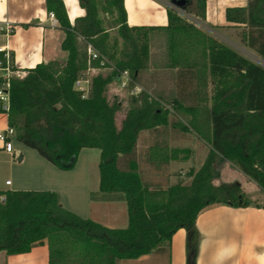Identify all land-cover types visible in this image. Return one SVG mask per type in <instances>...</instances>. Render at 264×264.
Returning a JSON list of instances; mask_svg holds the SVG:
<instances>
[{
    "label": "trees",
    "instance_id": "1",
    "mask_svg": "<svg viewBox=\"0 0 264 264\" xmlns=\"http://www.w3.org/2000/svg\"><path fill=\"white\" fill-rule=\"evenodd\" d=\"M85 15L71 24L62 0H46L65 33L61 44L64 61L42 63L14 79L8 125L16 141L33 149L62 171L73 170L84 149L100 151L99 195L92 200L125 202L128 225L108 228L82 219L66 210L58 195L50 191L0 192V253L19 255L44 241L49 247V264H119L146 255L170 253L173 235L187 232V264H196L201 213L216 205L246 208L250 202L239 184L215 185V165L230 162L264 190V67L246 59L232 48L208 36L179 15L169 0L167 68L199 66L201 88L213 85L210 115L185 124L170 123L171 111L159 99L140 93L133 100L120 127L119 102L111 103L107 90L120 73L128 71L131 84L149 64L150 33L156 27H130L124 0H77ZM184 11L204 21L208 0H185ZM101 13L111 15L117 36L111 38ZM229 23L244 25L242 43L264 62V0H248L246 7L226 9ZM101 58L88 64L87 45ZM2 55L0 54V59ZM103 62V64H102ZM90 78L84 93L75 88L80 79ZM109 70L104 75L101 71ZM131 85V86H133ZM179 88L171 100L174 114H187ZM171 126L194 133L209 147L198 172L191 171L189 186L180 183L167 189L155 188L143 178L137 157L138 138L143 131ZM191 150L155 145L146 161L156 168L187 160Z\"/></svg>",
    "mask_w": 264,
    "mask_h": 264
},
{
    "label": "crops",
    "instance_id": "2",
    "mask_svg": "<svg viewBox=\"0 0 264 264\" xmlns=\"http://www.w3.org/2000/svg\"><path fill=\"white\" fill-rule=\"evenodd\" d=\"M62 1L65 3L71 24H74L76 18L85 15V11L81 9L77 0ZM247 3L248 0H208L206 19L204 21L197 19L198 25H195L208 36L232 48L255 64L264 67L263 64L259 63L262 61L259 55L241 42L240 34L245 26L229 23L226 20L227 8L246 7ZM166 5L160 0H124L127 24L130 27L160 28L150 33L148 68L140 73L131 93L137 95L142 90L152 98L164 102L177 97L179 88L181 91V87H183L181 92L183 105L195 108V110L188 109L187 114H183V120H191L193 115L197 119L207 117L210 115L213 95V85L210 83V79L207 87L202 89L197 77L199 66L195 64L193 68L184 69L185 72L179 86L178 69L167 68V36L163 29L168 25ZM0 21H10L16 25L14 33L8 38L0 35V47L10 50L14 64L18 69L26 72L44 62L64 61L66 59L67 53L61 49L65 33L60 29L58 21L54 22L50 19L46 0H0ZM96 73L95 70H89L88 75L93 76ZM117 84L120 89L119 81ZM117 95L119 94L115 96ZM119 104L128 107L122 100ZM8 126V115L0 113V132ZM184 136L189 137L196 148L205 151V158L207 157L210 147L202 139L197 135L193 137L191 133H184ZM182 137L183 132L176 135L175 129L171 126L158 128L156 131L141 132L137 144V157L141 172V166H145L157 176L159 175L158 171L162 169L169 171L170 178L175 179L177 174L174 169L183 168V162H172L167 166L156 168L147 163L146 158L151 148L157 144L163 146L167 144L170 148L195 151L194 146H183ZM20 146L23 149L18 152L13 148V153H7L0 142V192L50 191L58 195L61 203L68 192L65 190L66 182L64 180L56 181L58 177L54 170L56 168H53L52 164L41 156V158H37L34 156L36 154L29 152L33 149L27 150L28 147ZM84 150L81 151L80 155ZM28 153H31L30 160L26 162ZM17 154H19L20 165L27 164V169L22 178L17 179V187H15V183L11 181V176L17 172L15 170L17 164L13 161ZM99 162L100 160L98 161V169ZM70 171H65V173ZM7 175L8 178L5 177ZM142 175L144 177L143 172ZM98 180L95 184L98 190H89L91 194L99 193L100 172ZM7 182H11V184L7 185ZM251 187L253 188V186ZM260 196L264 198L263 194ZM61 205L65 206L63 203ZM90 207L100 214L99 218L90 220L104 227L116 228L117 222L109 217L113 214L115 218H118L117 214L122 207V201L91 200ZM196 229L198 233L196 264H264V204L250 203V206L246 208L227 205L213 206L199 215L196 221ZM186 246L187 232L180 229L172 237L169 254H151L128 262L130 264H187ZM122 263L123 261L119 264ZM0 264H49L48 243L44 241L43 244L26 254L7 255L5 252H1Z\"/></svg>",
    "mask_w": 264,
    "mask_h": 264
},
{
    "label": "rangeland",
    "instance_id": "3",
    "mask_svg": "<svg viewBox=\"0 0 264 264\" xmlns=\"http://www.w3.org/2000/svg\"><path fill=\"white\" fill-rule=\"evenodd\" d=\"M160 1L166 4L170 3L169 0H160ZM101 17L105 21V24H104L105 28L109 30V34L111 38L112 39L115 38L117 36V29L112 28L111 23H112L113 18L111 17V15L106 14V13H101ZM101 72L102 74L106 75L108 74L109 70H103ZM26 74L27 72L25 73L24 76H26ZM91 76L92 75H89V78H91ZM131 85H133V83L132 84L129 83L125 89H121V88L119 89V85L117 84V82H113L107 90V98L111 103H113L114 101L120 102L122 100L128 106V107L122 106L121 111L117 115L116 121H117L118 127H120L121 125V122L125 116V112L128 110V108L132 107L134 98H136L140 93L147 94L141 90L138 92L137 95H133L131 91L134 88L135 83L133 86ZM116 94H119V95L115 96ZM164 103L171 104V100L168 99L167 101H164ZM171 113H172V116L170 117L171 123L179 121L185 124L187 122V120L186 121L183 120L184 118H182V115L174 114L173 111ZM175 131H176V135L181 134V131L177 129H175ZM191 135L193 137L196 136L194 135V133H191ZM181 142L183 146H194L195 151L191 152L192 154L187 160L178 161V162H183V168L177 167L174 169V171L177 174L175 176V179L170 178V175L168 173L169 171L160 169L158 171L159 175L155 176V174L154 173L152 174V171L149 168L145 166H141L142 172L144 174L143 178L149 185L155 188L167 189L171 187L172 185H175L178 183L185 185V186H189L191 184L192 177H190L189 173L191 171H194L195 173L198 172L203 166L204 161L207 157L205 158V154H204L205 151L203 150L201 151L200 148H196V146L191 143L190 138L187 136H184V133H183ZM12 143H13V146L16 152L23 149V147L20 146L22 144L18 143L16 141V138L12 139ZM27 150H31V149L27 148ZM29 152H33V154H36L34 155L35 157L37 156V158H41L37 151L31 150ZM30 154L31 153H28V156L26 155V158H27L26 162L30 160ZM18 157H19V154H17V156L13 160L15 161V164H17L15 167V170L17 172L11 176V181L15 183L14 185L15 187H17L16 186L17 179L22 178L23 173H25L27 169L26 167L27 164L20 165L21 162L18 161ZM99 160H100L99 150L87 149V150H84L81 155H79L75 168L68 173H65V171L60 170L59 168L55 167L53 164L51 165L53 166V168H56L54 170L58 174L56 181L64 180L66 182L65 190H67L68 194L66 193V198L61 202V204L62 203L65 204L64 208L66 210L74 213L75 215L79 216L82 219H97L96 217L98 218L100 217V214L90 207V201L92 200V196L93 195L98 196L99 193L91 194V192L89 191L91 189L92 191H96V189L98 188V187L96 188L95 184L97 183V181H99L98 180L99 179V169H98ZM232 165H233L232 163L227 162V161L219 163V164L217 163L215 165V170L219 174V177H217L214 180V184L220 185L222 183H228V184L237 183L241 186L242 191L244 193V197L247 201H249L250 203H256V205H263L264 198H262L260 194L264 195V190H262L253 180H251L249 177L244 175L239 170V168H237L234 165L232 166ZM5 177L8 178L9 176L7 175ZM87 181H88V184L86 183ZM251 186H253V188ZM67 208H69L70 210ZM117 215H118V218H115L113 214L109 217L111 220H114L115 222H117V224H115L117 226L115 227L120 228V229L126 227L128 224V213H127V205L125 202H122V207H120ZM128 261L129 260L123 261L122 264H130V262Z\"/></svg>",
    "mask_w": 264,
    "mask_h": 264
},
{
    "label": "built area",
    "instance_id": "4",
    "mask_svg": "<svg viewBox=\"0 0 264 264\" xmlns=\"http://www.w3.org/2000/svg\"><path fill=\"white\" fill-rule=\"evenodd\" d=\"M178 12L181 17L193 24L198 25L196 18L190 14H187L184 10L178 9ZM49 17L52 21L57 22L53 13H49ZM15 29L16 25L14 23L10 21H0V35L6 36L8 38L14 33ZM86 51L89 65L93 61L101 58L100 54L91 44L87 45ZM0 54L2 55V58L0 59V113L8 115L11 109L12 81L14 79L23 78L26 72L18 69L15 66L10 50L6 49L5 47H0ZM259 63L264 65L263 61H260ZM119 77V84L122 89H125L128 84L132 82L128 71L120 73ZM75 88L82 91L84 93V97H86L90 88V79L86 78L78 80L75 84ZM161 104L165 109L171 112L173 111V106L171 104H165L164 102H161ZM13 138H15V129L10 126H8L4 131L0 132V142L3 144V149L7 153H13ZM10 184L11 182H7V185Z\"/></svg>",
    "mask_w": 264,
    "mask_h": 264
},
{
    "label": "water",
    "instance_id": "5",
    "mask_svg": "<svg viewBox=\"0 0 264 264\" xmlns=\"http://www.w3.org/2000/svg\"><path fill=\"white\" fill-rule=\"evenodd\" d=\"M173 5L176 6V8L184 10L186 1L185 0H173ZM118 81H120V77L118 78Z\"/></svg>",
    "mask_w": 264,
    "mask_h": 264
}]
</instances>
